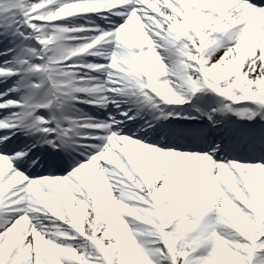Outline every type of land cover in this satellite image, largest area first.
I'll use <instances>...</instances> for the list:
<instances>
[{
  "label": "snow or ice",
  "instance_id": "6c2138e0",
  "mask_svg": "<svg viewBox=\"0 0 264 264\" xmlns=\"http://www.w3.org/2000/svg\"><path fill=\"white\" fill-rule=\"evenodd\" d=\"M0 264H264V0H0Z\"/></svg>",
  "mask_w": 264,
  "mask_h": 264
}]
</instances>
